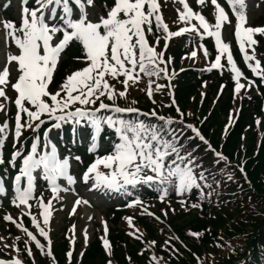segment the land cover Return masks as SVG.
Segmentation results:
<instances>
[{
  "label": "snow or ice",
  "instance_id": "obj_1",
  "mask_svg": "<svg viewBox=\"0 0 264 264\" xmlns=\"http://www.w3.org/2000/svg\"><path fill=\"white\" fill-rule=\"evenodd\" d=\"M206 2L213 8L214 22H210L200 11H194L187 0H179L183 10L177 9V19L186 26L175 31L170 30L165 23L158 0H33L31 7L29 0H20L22 8L19 23L0 20L6 45L10 42L17 49L16 53L9 52L0 61V98L15 108L14 126L10 129L8 120L0 124V146L4 144L9 132L14 144H20L25 131L34 133L26 154L22 155L24 145L21 144L19 149L11 153L8 161L15 168L17 158H20L18 171L12 179L14 195L11 202L20 210L21 216H31V222L39 236L48 241L47 252L44 251L45 245L41 240L22 222L18 223L11 214H6L3 220L13 223L27 237L22 243L23 251L29 257L33 256L30 245L34 244L41 255L51 258L53 264H56L49 232L41 227L38 220V217L41 218L45 226L49 224L52 200L45 202L43 193L35 195V183L38 178L45 181L53 195L69 190L58 183L61 178L67 185L75 183V177L70 174V162L75 160L82 163V157L73 155L71 147L62 156L57 143L50 138L53 129H61L66 124L73 126V133L78 128L89 130L87 151L96 155L83 172L82 180L86 184L90 183L92 189L114 191L133 197L125 207L143 208L149 216H154V213L147 212L137 191L144 187L154 189L161 202L168 200L174 193L182 208L188 207L185 197L190 199L195 191L199 203L193 202L191 207H202L205 189H211L212 184L208 181L204 157L198 155L200 146L191 145L198 139L214 154L217 166L221 161L229 163L227 157L216 152L194 124L186 123V114L179 107L175 109L176 117H166L158 116L155 109L142 112L131 106L136 104L135 100L125 107L119 106L118 101L127 99L130 88L139 84L142 75L149 78L146 94L150 98L153 96L152 77L171 81L175 71L170 75L168 68L174 57L167 55L166 50L170 47L171 38L180 37L186 32L195 33L199 37L201 43L198 47L205 59L209 54L202 41L205 37L214 40L215 59L205 70L223 69L221 59L226 57L227 66L232 73L231 79L235 82L234 92L239 93L245 88V84L241 83L244 73L234 61L230 44L222 39V29L225 26L232 28L233 23L218 0H196L199 6H204ZM226 2L235 17L234 37L243 60L253 75L259 76L264 83V68L255 54L258 43L255 37L257 34L264 36V26L247 24L246 0ZM260 2L264 0H257V6ZM193 20L197 23H193ZM149 37L154 40L150 42ZM161 38L164 40V48L158 51ZM74 46L80 55L73 59L83 66L63 75L60 82H57L60 63ZM247 49H251V52ZM188 55L195 58L197 51L194 49ZM12 65H15L16 71L14 80L11 76ZM248 83L251 85L253 81ZM117 84L121 87L117 88ZM165 86L156 84L155 90L159 91ZM167 87L171 89V84ZM8 89L14 90L12 97L8 96ZM105 100L109 102L106 103ZM172 104H175L174 99ZM0 111L7 112L5 103L0 102ZM124 114L134 115L126 118ZM147 116L155 118L156 122L143 119ZM45 124L49 127L44 128L41 139L39 133ZM177 124L180 127H175ZM105 128L111 130L115 138L111 140V151L99 155L98 137ZM75 144L76 140L73 138L72 146ZM2 163L4 160L0 156V164ZM100 166L106 171H101ZM240 171L243 172L242 167ZM231 178L229 175L228 179ZM5 193L3 179L0 178V194ZM211 194L210 191L207 193L209 199ZM31 201L36 204L38 217L31 213ZM81 203L88 204L89 201L78 197L73 211ZM170 207L168 203L162 209L165 216ZM125 219L131 225L132 218ZM155 219L159 221V217ZM101 222L106 235L107 223L103 220ZM129 234L135 235V231ZM84 235L87 240L86 231ZM189 235L200 237L201 233L190 231ZM3 239L0 237V241ZM19 241L21 237L16 236L11 245L4 244V247L13 248L18 255L10 260L0 259V264H24L19 258ZM155 243L149 241L148 246L154 247ZM103 245L110 255L111 245L107 238L103 239ZM165 245H169V240L165 241ZM66 255L71 264L73 252L69 251ZM160 259L153 255L149 264H160ZM107 264H111V260Z\"/></svg>",
  "mask_w": 264,
  "mask_h": 264
},
{
  "label": "trees",
  "instance_id": "obj_2",
  "mask_svg": "<svg viewBox=\"0 0 264 264\" xmlns=\"http://www.w3.org/2000/svg\"><path fill=\"white\" fill-rule=\"evenodd\" d=\"M78 55L80 53L75 46L68 50V56L61 62L56 75L57 81L64 75L68 61ZM234 56L238 67L244 72L245 67L239 55L235 52ZM192 74L194 77L190 73L186 76H191L197 84L190 83V87L185 84L176 90L177 101L183 105V113L187 108L192 111L191 117L185 116L186 123H195L211 147L227 157L229 163L221 161L217 166L214 154L198 139L194 140L191 147L200 146L198 155L204 157L208 181L212 184L211 189H205L202 207H191L193 202L199 203L195 191L190 199L185 197L188 200L186 208L181 207L179 198L173 193L169 199L178 203V210L193 211L195 214L191 219L174 220L180 217L176 210L175 217L164 219L161 216L159 221L136 215L135 222L144 232L140 239L127 234L123 222L121 228H117L120 216L119 211L115 210L112 215L115 229L110 233L115 264H149L153 255L162 258L160 264H264V122L255 124V119L263 116L262 100L258 97L253 100L244 98L235 123L228 125L224 131L221 126L228 110L235 107L230 82L224 85L212 105V99L206 98V95L214 94L218 83L223 80L217 77L216 83L208 84V91L200 101V81L209 77L203 76L198 80L197 74ZM145 79L149 82L148 77L145 76ZM159 80L162 81L161 78ZM255 82L264 97V84L260 80ZM206 107L218 109L208 113ZM166 109H163V116H177L174 108ZM145 120L156 122L155 118ZM187 134L191 135L190 132ZM239 166L243 172L238 169ZM229 175L231 179H228ZM153 191L147 192V196L158 198L156 191ZM209 191L212 193L210 199L207 197ZM190 231L200 232L201 236L193 237L189 235ZM170 237L178 239L170 240ZM166 240H169V245H165ZM149 241H155V246L149 247ZM104 260L100 241L95 238L86 249L81 264H105Z\"/></svg>",
  "mask_w": 264,
  "mask_h": 264
},
{
  "label": "rangeland",
  "instance_id": "obj_3",
  "mask_svg": "<svg viewBox=\"0 0 264 264\" xmlns=\"http://www.w3.org/2000/svg\"><path fill=\"white\" fill-rule=\"evenodd\" d=\"M4 0H0L2 2ZM190 5V7L193 8L194 11H200L205 17L210 21L214 22V15H213V8L210 5V3L206 2L204 6H199L196 4V0H189L187 1ZM158 3L161 5V14L162 17L170 27V30L175 31L179 27H185L186 25L183 22L178 21V13L177 9L183 10L182 5L179 3V0H158ZM221 4V3H220ZM21 5L20 0H10L8 2H5L0 6V20H4V13L10 10L12 12V15L16 17L18 20L20 17L19 14V6ZM246 17H247V24L249 26H261V24H264L263 20H261V17H264V2H260L257 6V0H246ZM197 9V10H196ZM226 11V10H225ZM227 12V11H226ZM229 15L230 20L233 23L232 28H228L225 26L222 29V39L225 42H228L230 44V50H232L233 44L231 41V38L234 37V22L235 17L234 15ZM193 23H197L195 20L192 21ZM187 33V32H186ZM184 33V34H186ZM190 35H185L187 38H191L194 43L193 45H190L191 47L188 48V53H183L182 49V41L183 36L182 34L180 37L173 38L170 42V47L166 50L167 55L174 57L173 63L169 65L168 71L171 75L172 71H175V75L172 76L171 81L166 80L165 83L155 79V77H152L151 79L154 80V83L152 84L153 88V96L150 98L146 93L148 90L149 83H145L142 80H140L139 84L137 86H133L130 88V91L128 93L127 99H120L118 101V104L120 106H129L130 102L135 100L136 104L131 105L134 107L139 108L142 112L144 111H150L151 109H155V111L158 114H164V110H167L166 108H174L179 107L180 110L183 112V105L179 104L176 97V90L179 86H189L190 83L197 84L194 79L189 78L186 76L184 70H186L188 67L190 68H208L210 67L209 62L207 59H205L203 52L199 49L198 45L201 43V40L199 37L196 36L195 33L188 32ZM204 39H207L208 42L214 43V40L210 37H205ZM150 42L154 40V38L149 37ZM179 42V43H175ZM257 46V45H256ZM256 46H255V54L256 59L257 53H256ZM164 48V40L161 38L159 45L157 46V50H161ZM171 49V50H170ZM197 51V56L195 58H191L188 54L192 50ZM9 52L16 53L17 49L15 45H12V47L7 48L5 39H4V32L2 28H0V61L4 60L6 57V54ZM247 51L251 52V49H247ZM221 63L224 65L223 69H218L220 73L223 75V77L228 78L232 82H234L231 79L232 73L230 68L227 66L226 57H222ZM251 63H255V61H251ZM69 65L71 67L70 71L76 70L77 68L82 67V64H79L77 62H69ZM11 76L13 80L16 77V71H15V65L11 66ZM69 71V72H70ZM181 71V72H180ZM171 84V89L167 87L168 84ZM235 83V82H234ZM241 83L245 84V88L243 91H240L239 93L233 94V100L235 101V107L232 110H228V114L226 115V120L222 124L221 129L224 130L228 124H230L235 118L238 117L239 110L241 107V104L244 100V98L248 100H253L255 98L254 95H257L256 91L252 87V85H249L245 83L244 80L241 79ZM156 84H163L166 85L164 88L160 89L159 91L155 90ZM186 84V85H185ZM210 84V82H209ZM117 88H120L121 86L119 84L116 85ZM208 85L200 86L198 88L199 90V96L200 101L203 100V96L205 95V92L208 91ZM55 90V89H54ZM222 91L217 87L214 94H208L206 95V98L212 99V105L215 103L218 96L221 94ZM171 93V94H170ZM7 94L9 97H12L14 95V90L8 89ZM175 100V104H172V100ZM153 100L155 103H153ZM0 102L5 103L7 107V112L0 111V124H3L5 120L9 121L10 129L14 126V113L15 108L14 105L9 104L8 102L3 101L2 98H0ZM214 109H218V107H213ZM206 107V112L210 113V111H213ZM186 116L187 114L192 115V111L190 108L185 109ZM190 115V117H191ZM168 116V115H167ZM11 118V119H10ZM154 120H152L153 122ZM261 122H264V108H263V116L257 117L255 119V124L259 125ZM34 135L31 131H25L20 138V144H14L13 136L11 135V132H9L7 138L5 139V142L2 146H0V156L4 157L6 155H10L11 153L17 149L20 148V145L23 144L25 146V142L28 141V144H31V137ZM23 152V149L21 150ZM203 153V151H202ZM20 160V159H19ZM16 161V165L18 164ZM75 160H72L71 167H70V174L75 177V183L73 185H67V182L61 178L58 180L59 184L63 187H67L68 191H60L56 193L55 195L52 194V192H45L43 193V199L45 202H47L49 199L52 200V204L50 206L49 211L51 212L50 218H49V224L47 226L43 225L42 219L38 217V209L36 207V204L34 205V201H32V208L31 213L32 215H37L38 220L41 224V227L44 228L45 231L49 232V238L51 241V250L58 251L59 254L64 253V258L66 257V253L69 252V249L73 252V256L71 258L72 264H79L83 257V250L88 243L89 239L93 238V233H102L104 237V224L101 222L106 221L107 228L109 225L108 221V210L107 208L111 205H115L117 201H119V197L112 195L111 193H108L107 191L100 192L96 189H90L88 185H85V183L82 180V174L77 175L75 173L76 170V164L74 163ZM5 163V162H4ZM101 171H106L103 169V166H100ZM80 198L81 200H87L89 201L88 204L81 203L79 205H76L75 211H73V205L75 204V201L77 198ZM57 199V201H56ZM64 202L65 207L60 206L59 203ZM170 203L171 207L167 209V216H165L162 212V209H165L166 204ZM145 205H147V209L149 212L154 213L156 216H163L167 219H170L171 217H175L177 215V211H179L178 216L179 218H174V220H184V219H191L190 217L195 214L193 211H186V210H178L174 204L175 202H170L168 200L161 202L160 200H155L152 202H144ZM172 209H175L173 212ZM177 210V211H176ZM19 209L16 208L12 203L11 206L8 207H2L0 208V218H3L6 214H11L14 219L17 220V222H22L25 227L28 228L29 231H32L38 239H40L42 242H44L46 250H48V241H45L43 237L39 236V232L37 231L36 227L31 222V216H19ZM26 211H28L26 209ZM91 217V219H89ZM128 217L127 215L124 216V219ZM173 220V219H172ZM10 225H8V230H11L12 234H7L4 229H2V226L0 224V237H3V241H0V256L3 257L2 254L9 255L10 258L7 260H10L12 257L17 256V252L11 248V247H4V244L11 245L13 242V238L16 236L21 237V241L17 242L19 248L21 249L19 256L21 255L24 248V245L22 241L24 239H27V237L21 232L20 229H18L13 223L9 222ZM73 226L74 229H73ZM133 226V225H132ZM85 231L87 232V240H85ZM13 234L15 236H13ZM32 247V245H30ZM35 250H37L40 253V250H38L36 247H32L33 254L35 253ZM82 254V255H81ZM29 264H45V261L43 260V257L38 254V257H36L33 260L28 261Z\"/></svg>",
  "mask_w": 264,
  "mask_h": 264
}]
</instances>
